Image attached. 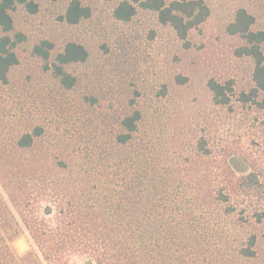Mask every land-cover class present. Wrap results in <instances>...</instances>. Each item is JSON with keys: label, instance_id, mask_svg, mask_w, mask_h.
<instances>
[{"label": "trees", "instance_id": "16d2710c", "mask_svg": "<svg viewBox=\"0 0 264 264\" xmlns=\"http://www.w3.org/2000/svg\"><path fill=\"white\" fill-rule=\"evenodd\" d=\"M38 1L0 0V264H264V167L232 145L216 147L192 122L183 99L171 94L193 84L190 74L178 71L175 87L163 85L168 111L146 113L136 93L110 132L68 127L71 121L42 111L15 113L6 91L27 38L14 13L36 14ZM253 1L244 0L223 29L234 43L232 60L249 66L250 83L205 79L201 101L210 120L216 112L235 116L236 108L264 112V28ZM139 9L183 43L180 64L201 48L192 35L214 15L206 0H121L113 15L127 23ZM91 16L89 6L71 0L62 19L76 26ZM54 48L42 40L33 54L72 90L80 81L68 67L85 63L89 51L77 41ZM237 156L247 172L234 168ZM24 232L31 248L20 255L12 244Z\"/></svg>", "mask_w": 264, "mask_h": 264}, {"label": "rangeland", "instance_id": "374dc122", "mask_svg": "<svg viewBox=\"0 0 264 264\" xmlns=\"http://www.w3.org/2000/svg\"><path fill=\"white\" fill-rule=\"evenodd\" d=\"M70 1L40 0L36 14L23 7L14 13L16 30L27 38L18 47L20 64L13 70L12 84L6 91L16 100L15 113L42 111L45 118L71 121L68 127L77 122L79 127L96 134L101 128L110 132L114 129V119L131 110L129 103L137 99L136 93L141 95L139 99L145 103L146 113H157L159 108L168 111L171 104L161 96L162 87L164 84L175 87V75L182 70L192 76L193 84L186 89L176 86L171 94L176 100L183 99L181 108L195 120L192 122L201 132L208 131L210 142L216 147L232 145L240 155L264 167V112L236 108L235 116L216 112L210 120L201 101L205 96L203 82L213 75L221 80L234 79L239 88L250 83L249 66L232 60L234 43L223 37L224 27L244 0H206L212 4L214 15L199 29L201 33L192 35L193 43L201 48L188 53L192 55L182 64L175 57L181 55L183 43L170 28L158 23L153 12L139 9L132 21L124 23L113 15L121 0H81L91 8L92 16L72 26L62 19ZM248 3L264 28V0ZM42 40L53 42L55 52L61 51L69 41L87 47L89 59L68 67L80 81L76 88L64 89L45 68L46 63L33 54L34 46ZM90 96L99 102L90 105L86 100ZM90 119L96 129L89 128ZM241 157L237 156L232 163L239 173H245L249 166ZM12 246L18 254H25L31 248L29 234L24 232Z\"/></svg>", "mask_w": 264, "mask_h": 264}]
</instances>
